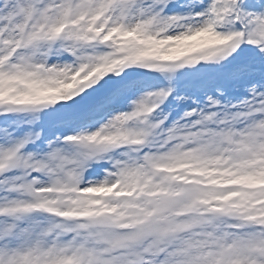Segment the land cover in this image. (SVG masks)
Listing matches in <instances>:
<instances>
[{
    "label": "snow or ice",
    "instance_id": "6c2138e0",
    "mask_svg": "<svg viewBox=\"0 0 264 264\" xmlns=\"http://www.w3.org/2000/svg\"><path fill=\"white\" fill-rule=\"evenodd\" d=\"M0 264H264V0H0Z\"/></svg>",
    "mask_w": 264,
    "mask_h": 264
}]
</instances>
